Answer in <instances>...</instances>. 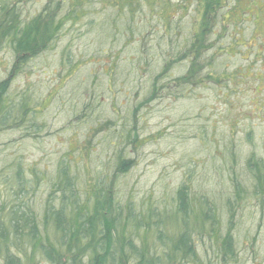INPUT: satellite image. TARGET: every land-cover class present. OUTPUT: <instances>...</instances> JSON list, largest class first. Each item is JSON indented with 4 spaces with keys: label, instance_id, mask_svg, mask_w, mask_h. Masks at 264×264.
<instances>
[{
    "label": "trees",
    "instance_id": "trees-1",
    "mask_svg": "<svg viewBox=\"0 0 264 264\" xmlns=\"http://www.w3.org/2000/svg\"><path fill=\"white\" fill-rule=\"evenodd\" d=\"M28 1L0 0V50L9 46L15 57L0 83V131L13 110L7 103L12 78L53 48L68 23L93 29L99 3L102 20L109 15L100 27L104 37L122 44L119 50L112 46L108 64L101 65L107 90L112 96L124 94L127 101L124 111L113 105L116 120L94 129L93 134L99 129L114 136L106 167L84 176L63 161L49 184L44 173L25 177L20 167L3 179L0 264H236L234 220L244 190L237 176L229 177L235 199L227 197L224 203L218 194L195 198L183 182L170 202L136 205L119 183L136 166L134 156L144 144L138 128L141 103L156 100L165 90L180 100L203 84L226 96L243 77L230 73L231 58L256 52L264 65V18L250 22V9L259 1L263 7L257 14L264 15V0H47L39 14L23 22L20 5ZM190 10L192 27L175 22L176 13L183 11L186 18ZM247 23L255 28L249 43L243 40ZM87 93L97 99L93 90ZM93 105L85 107V122L92 118L88 112ZM87 142L90 148L91 139ZM231 146L239 152L231 141L226 151ZM246 164L250 184L245 186L252 197L264 199V159L251 153Z\"/></svg>",
    "mask_w": 264,
    "mask_h": 264
},
{
    "label": "rangeland",
    "instance_id": "rangeland-1",
    "mask_svg": "<svg viewBox=\"0 0 264 264\" xmlns=\"http://www.w3.org/2000/svg\"><path fill=\"white\" fill-rule=\"evenodd\" d=\"M46 3L47 0H30L21 4L22 21L28 22L39 14ZM101 7L97 4L93 29H87V25L81 28L80 24L71 27L68 23L53 48L12 78L7 103L13 110L7 128L0 131V183L19 167L25 177L32 171L44 173L49 184L63 161L81 169L84 176L111 163L114 136L99 129L93 133L100 124L116 120L114 108L124 111L127 99L124 94L112 96L107 90L105 68L101 65L108 64L112 46L119 45V50L122 44L104 37L100 27L104 19L108 23L109 15L102 20ZM262 7L260 1L251 7L250 22L264 18L257 14ZM184 13H176L175 22L192 27L194 13L190 10L186 18ZM142 20L146 22L144 16ZM254 29L252 24H245L243 40L247 43L253 41ZM122 36L125 38V34ZM14 61L11 47L0 50V83L7 79ZM230 62L234 63L230 73L237 71L243 77L231 84L226 96L203 84L192 87L186 98L178 100L165 90L156 100L137 107L144 144L134 156L136 166L120 181L119 188L123 186L134 203L142 205L147 200L170 202L184 182L195 198H214L218 194L224 203L227 197L229 201L235 199L229 177L237 176L244 190L234 220L236 264H264V199L252 197L245 186L250 184L246 164L249 155L255 153L264 159V78L255 79L256 75L264 76V65L256 52L236 56ZM87 90H93L97 99L90 97ZM88 104H94L88 112L92 118L85 122L82 115ZM21 107L25 108L23 112ZM229 141L239 152L232 146L231 151H226ZM40 188L46 191L45 186ZM204 209L207 212V205Z\"/></svg>",
    "mask_w": 264,
    "mask_h": 264
}]
</instances>
